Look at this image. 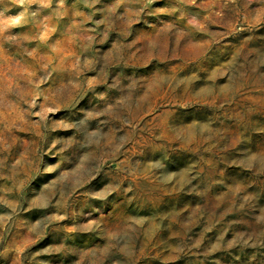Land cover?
Returning <instances> with one entry per match:
<instances>
[{"label": "rangeland", "instance_id": "rangeland-1", "mask_svg": "<svg viewBox=\"0 0 264 264\" xmlns=\"http://www.w3.org/2000/svg\"><path fill=\"white\" fill-rule=\"evenodd\" d=\"M0 264H264V0H0Z\"/></svg>", "mask_w": 264, "mask_h": 264}, {"label": "clouds", "instance_id": "clouds-1", "mask_svg": "<svg viewBox=\"0 0 264 264\" xmlns=\"http://www.w3.org/2000/svg\"><path fill=\"white\" fill-rule=\"evenodd\" d=\"M16 3L18 5H23L25 3V0H16Z\"/></svg>", "mask_w": 264, "mask_h": 264}]
</instances>
